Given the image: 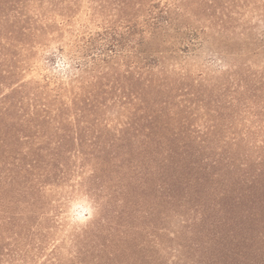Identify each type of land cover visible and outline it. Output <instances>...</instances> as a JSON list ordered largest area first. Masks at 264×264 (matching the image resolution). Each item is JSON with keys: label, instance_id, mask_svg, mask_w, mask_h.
Here are the masks:
<instances>
[{"label": "rangeland", "instance_id": "374dc122", "mask_svg": "<svg viewBox=\"0 0 264 264\" xmlns=\"http://www.w3.org/2000/svg\"><path fill=\"white\" fill-rule=\"evenodd\" d=\"M2 102L46 111L0 154V264H264V0H0Z\"/></svg>", "mask_w": 264, "mask_h": 264}, {"label": "trees", "instance_id": "16d2710c", "mask_svg": "<svg viewBox=\"0 0 264 264\" xmlns=\"http://www.w3.org/2000/svg\"><path fill=\"white\" fill-rule=\"evenodd\" d=\"M151 28L152 29L156 28L155 30H157V26H155V25H152ZM92 48H93V44L90 41L86 45V49H88L87 51H89ZM187 49H189V45L177 49L178 51H176V52L182 56L186 53V51H188ZM32 59H33L32 53H28L26 55H23L18 60V63H19L18 66L19 67H16V69H13L11 71H6V72L8 74L13 75V77L19 76L22 74V72L25 70V68L31 64ZM112 59L113 58L110 55H105V57L103 59H96V57L92 58L91 60L90 59H83L82 63H80V62L75 63L77 65H76V67L74 66L72 70L75 72L77 71L79 73L84 72V74H87V75H88V73H90L91 80H88L87 83H85V84L87 85V88H86L87 92L92 93L93 90H95V89H93L95 87V83L100 81V79H102V77H105L109 73L110 68L107 65L112 62ZM162 59H164V58H162ZM77 61H79V60H77ZM96 63L100 64L99 67L96 66ZM101 64H103V65H101ZM148 69L133 68L127 72L130 75L131 79L134 81V83H132V86L136 85V84H138L139 86L145 85V88H144V86L143 87L141 86L140 88L146 90V88H147L146 82L150 81V77L155 73V71L148 70ZM20 89H21V87H20ZM20 89H16L15 91H21ZM177 90H179V89H177ZM135 92H138V91H132V93L134 95H135ZM139 94H140L139 96H141L143 94V92L140 90ZM54 100L56 101V99H54ZM134 101L135 102L139 101V97H137L135 95ZM22 102L23 101H19L20 104ZM82 103H85L86 108H82L80 106ZM2 104L3 105H1V108H0V154L2 156L8 155V157H9L14 152L15 147L20 146L22 143H28L29 137L27 135H25V132L30 131V129L32 128L33 123H34V121L32 120L33 118L36 119L37 115H40L41 117H42V115H44V114H42V112L46 111V110H44L46 105L41 104V105H44L45 107H39L38 110H36V107H35L34 110L29 114V113L25 112V110L23 109V106L18 107L15 102H11V103L2 102ZM60 104L65 106L67 109H69L72 113H75L76 115L87 112L86 115L84 114L83 116L88 117V118L90 116H93V115L95 116V115L105 113L108 110L109 105H110L109 103H99V102H93V101H85L84 102L82 100H80V101L70 100L67 103L66 102L65 103L60 102ZM121 107L120 108L124 111V107L122 105H121ZM41 109H43V110H41ZM35 113H36V116H35ZM40 116H39V118H40ZM31 117H33V118H31ZM19 126L23 127V130L16 129V127H19ZM60 127H61V124L58 125L57 129H60ZM85 129H91V126H85ZM16 130H17V132H16ZM17 134H20V135L24 134L22 140L20 137H18ZM26 150H27V148H26ZM26 153H29V151H26ZM10 171H11V173L9 175L12 176L13 170H10ZM7 191H10V190H7ZM4 194H6V193H4Z\"/></svg>", "mask_w": 264, "mask_h": 264}]
</instances>
